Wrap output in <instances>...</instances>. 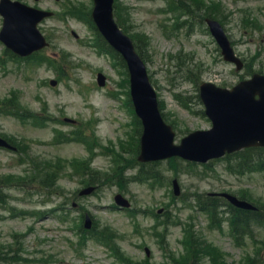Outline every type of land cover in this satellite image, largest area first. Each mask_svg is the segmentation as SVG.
Returning <instances> with one entry per match:
<instances>
[{
    "label": "rangeland",
    "instance_id": "374dc122",
    "mask_svg": "<svg viewBox=\"0 0 264 264\" xmlns=\"http://www.w3.org/2000/svg\"><path fill=\"white\" fill-rule=\"evenodd\" d=\"M18 1L53 11V16L39 24L50 45L32 56L11 58L0 42V133L16 148L0 149V246L3 252L13 249L6 257H20L10 264H180L176 261L180 254L185 264H245L254 251L260 259L250 264H264V226L238 244L226 220L214 223L212 211L195 206L198 195L222 191L264 203V172L231 175L221 160L190 169L179 164L183 170L179 175L168 170L166 160L157 164L155 177H145L152 174L150 167L140 173L130 171L136 153V119L125 103L122 70L93 47L100 42L88 16L69 9L74 5L89 9L92 1ZM117 3L121 23L143 44L158 98L167 119L174 121L176 142L189 131L210 125L199 112L195 84L211 81L230 87L244 73L222 60L203 15L218 16L236 52L254 57L252 68L264 72V33L257 32L264 26V0ZM253 19L260 27L251 33ZM1 22L0 17V27ZM187 65L198 73L197 82L185 74ZM98 72L106 76L103 87L96 83ZM9 111L24 114L18 119ZM31 111L37 113L30 117ZM56 129L63 132L60 137ZM97 170L104 184L78 196L88 181L86 174ZM136 174L142 176L140 180L130 181L129 176ZM174 177L178 196L172 193ZM119 190L130 199V211L112 207ZM85 212L97 228L93 236L84 237L86 243H79L77 229ZM187 229L207 244L197 261L181 242ZM144 247L150 250L147 261Z\"/></svg>",
    "mask_w": 264,
    "mask_h": 264
},
{
    "label": "water",
    "instance_id": "95a60500",
    "mask_svg": "<svg viewBox=\"0 0 264 264\" xmlns=\"http://www.w3.org/2000/svg\"><path fill=\"white\" fill-rule=\"evenodd\" d=\"M94 1L95 21L108 40L134 64V66L130 65L132 81L143 82L142 90L152 99L153 94L146 82L142 63L134 54L130 40L117 30L112 20L111 0ZM0 11L4 16L0 38L8 46L20 53H28L42 46L43 38L35 28L41 14L37 16V13L16 2H5L0 7ZM208 23L218 41H222L226 56L232 58L231 54L229 56L230 50L220 26L214 21L208 20ZM134 88L136 91L139 90L137 84ZM256 94L259 96L257 99ZM201 96L205 102L206 113L213 122V128L210 131L190 134L182 140L180 146L172 144L173 133L168 126L163 124L153 103L151 104L153 117L149 118L150 122H148L142 104L138 105L146 120L145 134L142 137V158L153 156L151 154L162 156L164 153H178L187 158L205 160L207 156H215L224 150L231 151L257 141L264 143V76L254 75L252 79L239 83L231 91L204 84L201 87ZM160 130L162 135L159 136ZM200 135H202V140ZM197 145H201V148Z\"/></svg>",
    "mask_w": 264,
    "mask_h": 264
},
{
    "label": "trees",
    "instance_id": "16d2710c",
    "mask_svg": "<svg viewBox=\"0 0 264 264\" xmlns=\"http://www.w3.org/2000/svg\"><path fill=\"white\" fill-rule=\"evenodd\" d=\"M254 151H257V149H245L242 150L241 152H237L233 154L231 157L237 159V167L239 168H245V167H250V169L264 168V149L256 154H253ZM250 219H251V214H246L245 217L243 218L244 221L242 219H239L236 223L243 226ZM244 233H249V230L245 229Z\"/></svg>",
    "mask_w": 264,
    "mask_h": 264
}]
</instances>
